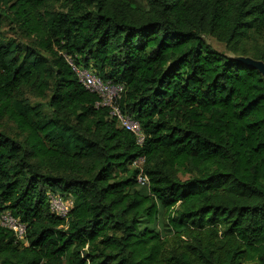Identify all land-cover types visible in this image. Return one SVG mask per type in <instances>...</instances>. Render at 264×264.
<instances>
[{
    "label": "trees",
    "instance_id": "1",
    "mask_svg": "<svg viewBox=\"0 0 264 264\" xmlns=\"http://www.w3.org/2000/svg\"><path fill=\"white\" fill-rule=\"evenodd\" d=\"M207 36L264 63V0H0V264H264V79Z\"/></svg>",
    "mask_w": 264,
    "mask_h": 264
},
{
    "label": "built area",
    "instance_id": "2",
    "mask_svg": "<svg viewBox=\"0 0 264 264\" xmlns=\"http://www.w3.org/2000/svg\"><path fill=\"white\" fill-rule=\"evenodd\" d=\"M66 60L78 82L86 90L97 96L98 100L95 103V107L107 108L108 116L114 119L119 127L129 131L136 143L141 145L144 141V133L139 123L131 116L122 113L116 104L121 96L123 87L120 84L103 82L92 71L76 66L69 59ZM143 162L144 158L138 157L131 164V167L138 170L136 182L139 186H145L148 183V179L142 170ZM47 197L50 212L59 218L66 219L71 209L72 201L55 193H48ZM0 228L10 231L16 241L22 242L25 239V225L7 211L0 212Z\"/></svg>",
    "mask_w": 264,
    "mask_h": 264
},
{
    "label": "rangeland",
    "instance_id": "3",
    "mask_svg": "<svg viewBox=\"0 0 264 264\" xmlns=\"http://www.w3.org/2000/svg\"><path fill=\"white\" fill-rule=\"evenodd\" d=\"M132 2H136V3H141L143 2V0H130ZM10 30L5 26L4 27V30H3V33L7 34L9 33ZM205 41L207 42V44L214 50L220 52V53H223L227 56H230V57H233L234 59L240 57V56H237L235 54H232L230 52H228L226 49H225V46L219 42H217L216 40H214L212 37H204ZM242 58L244 59H248V60H251V61H256L254 60L253 58H251L250 56H241Z\"/></svg>",
    "mask_w": 264,
    "mask_h": 264
},
{
    "label": "water",
    "instance_id": "4",
    "mask_svg": "<svg viewBox=\"0 0 264 264\" xmlns=\"http://www.w3.org/2000/svg\"><path fill=\"white\" fill-rule=\"evenodd\" d=\"M236 60L240 61V62H244L250 66H252L254 69H256L263 77L264 79V63H262L261 61H251L248 59H244L242 57H238L236 58Z\"/></svg>",
    "mask_w": 264,
    "mask_h": 264
}]
</instances>
